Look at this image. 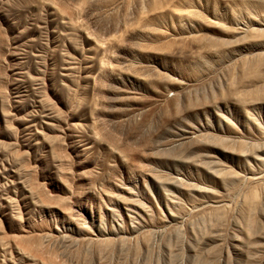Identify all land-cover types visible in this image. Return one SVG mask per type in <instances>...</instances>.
Listing matches in <instances>:
<instances>
[{
  "label": "rangeland",
  "instance_id": "rangeland-1",
  "mask_svg": "<svg viewBox=\"0 0 264 264\" xmlns=\"http://www.w3.org/2000/svg\"><path fill=\"white\" fill-rule=\"evenodd\" d=\"M0 264H264V0H0Z\"/></svg>",
  "mask_w": 264,
  "mask_h": 264
}]
</instances>
